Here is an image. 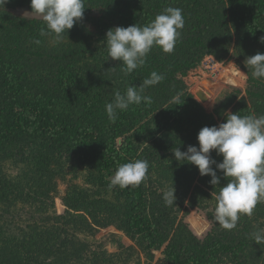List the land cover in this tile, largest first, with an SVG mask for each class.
I'll return each mask as SVG.
<instances>
[{
  "label": "rangeland",
  "instance_id": "1",
  "mask_svg": "<svg viewBox=\"0 0 264 264\" xmlns=\"http://www.w3.org/2000/svg\"><path fill=\"white\" fill-rule=\"evenodd\" d=\"M84 4L80 26L74 25L58 45L39 36V25L29 24L43 22L35 15L24 16L31 12L29 3L6 4V11L0 8V113L14 103L13 98L27 97L60 117L98 128L102 144L115 136L126 157L124 163L149 162L146 178L131 187L144 190V212L155 228L151 236H143L119 226L125 224L124 202L104 184L103 179H112L116 170L102 171L103 159L82 162L70 142L57 146L55 140L21 135L0 144V215L8 224L6 236L14 241L32 234L39 237L48 254L42 258L50 264H180L165 253L169 243L190 248L214 240L233 247L241 241L238 259L232 253L203 251L196 258L202 264H264V244H256L251 237L264 229V202L250 216L241 214L235 229L222 228L214 219L215 196L227 179L217 169L220 185L213 186L210 175L201 176L197 166L177 161L172 152L177 147L181 151L189 145L199 147L186 138L194 130L198 135L205 126L226 122L227 114L234 113L240 103L251 114L264 115V100L251 99L248 93L254 87L264 91V78L250 77L245 65L247 57L264 50L246 44L235 52L234 42L228 58L220 60L207 53L186 72L176 68L177 62H168L161 71L167 80L144 92L155 103L154 112L142 110L126 119L119 112L113 123L105 105L116 90L124 93L132 85L123 63L109 58L104 41L106 32L120 23L116 15L108 17L97 0H84ZM34 39L42 43L36 45ZM145 78L147 74L140 72V85ZM198 87L202 99L195 92ZM184 94L193 95L207 116L197 128L176 118L175 105ZM197 135H193L196 141ZM173 185L176 206H166L162 193ZM188 257L189 253L184 258Z\"/></svg>",
  "mask_w": 264,
  "mask_h": 264
},
{
  "label": "trees",
  "instance_id": "2",
  "mask_svg": "<svg viewBox=\"0 0 264 264\" xmlns=\"http://www.w3.org/2000/svg\"><path fill=\"white\" fill-rule=\"evenodd\" d=\"M26 2L30 4V0H10L7 5ZM97 4L105 8V14L108 13V17L116 15L117 21L123 27L136 23L145 26L167 7L182 9L185 25L174 50L171 53H165L161 48L153 46L144 65L129 74L132 85H140V72L146 73L148 77L153 71L162 74L161 71L163 67H168L166 65L168 62H172L170 65L177 62L176 68L182 67L186 72L187 69L203 60L207 53L214 54L220 60L226 59L234 42L235 52H239L246 44L257 45L264 50V43L260 40L264 36V0H134V3L130 0H97ZM29 24L46 28L44 22H29ZM77 26H80V22ZM84 48L85 45L77 48L76 51L80 52V49ZM164 77L163 81H166V76ZM250 77H252L251 73ZM248 93L251 99L264 100V91L259 90V87L249 89ZM12 101L14 103L0 113V144L8 143L12 141V138L21 135L37 136L47 138L48 141L55 140L57 146L63 142H70L74 155L82 162L103 159L102 171L116 170L120 164L124 163L126 157L117 147L115 136H111L102 144L98 140V128L60 117L32 98L15 97ZM147 106L150 109H145ZM154 106L155 103L143 102L139 105H130L126 111H122V119H126L130 114L139 115L142 110L154 112ZM175 106H177L176 118L181 121L183 119L186 124L191 123L197 128L207 119L200 104L191 94H184L181 103ZM236 112L241 116L251 114L245 103L238 104L234 113ZM179 126L181 125L174 129L177 130ZM185 127L188 128L186 125ZM194 131L186 138L190 142H198L193 139V135H197ZM183 132L181 128V133ZM213 156L222 162L223 157L217 155L215 150ZM103 181L108 189L123 199L125 224L119 226L129 230L133 235L151 236L155 225L144 212L147 206L144 190L131 186L110 187V178H105ZM0 183L3 182L0 181ZM3 217L0 215V264H50L47 258H42L48 254H45V247L41 245L40 238L33 234L15 241L8 238L6 236L9 233L6 231L8 224L3 221L4 219L2 220ZM242 244L240 241L237 247H233L230 242L214 240L200 242L195 247L188 248L175 241L169 243L165 253L171 260L180 264H202V261L196 258H200L199 253L203 251L204 254L209 252L212 255L217 252L232 253L237 260ZM177 246H182V251L174 250ZM194 249L197 250L193 251ZM185 252L189 253L190 257L184 258L187 254ZM238 264L243 263L239 261Z\"/></svg>",
  "mask_w": 264,
  "mask_h": 264
},
{
  "label": "clouds",
  "instance_id": "3",
  "mask_svg": "<svg viewBox=\"0 0 264 264\" xmlns=\"http://www.w3.org/2000/svg\"><path fill=\"white\" fill-rule=\"evenodd\" d=\"M9 2L0 0V8L6 11L5 5ZM30 8L31 12H25L24 16L41 18L46 28L40 29L39 36L50 38V42L56 45L63 41L65 33L83 20L86 9L84 0H30ZM184 25L182 9L167 7L145 26L136 23L110 28L104 40L108 56L122 62L125 74H130L144 65L153 46L171 53ZM260 40L264 43V36ZM32 42L36 45L42 43L40 39ZM245 61L253 78H264V53L257 52ZM164 79L163 74L153 71L141 85L127 86L124 93L116 90L112 101L105 105L108 119L114 123L118 113L126 111L130 105L151 104L152 98L144 95L145 89ZM197 140L199 147L189 145L186 151L177 147L172 151L174 158L197 166L201 176L210 175L213 186L220 185L221 180L216 170L223 173L228 182L215 196L214 219L226 230L235 229L241 214L250 216L256 205L264 202V115L228 113L226 122L201 128ZM212 150L223 157L222 162L217 163L211 156ZM148 170L147 160L122 163L117 167L110 187L139 186ZM175 191L174 185L163 191L166 206H176ZM251 237L256 244H264V229L252 232Z\"/></svg>",
  "mask_w": 264,
  "mask_h": 264
},
{
  "label": "water",
  "instance_id": "4",
  "mask_svg": "<svg viewBox=\"0 0 264 264\" xmlns=\"http://www.w3.org/2000/svg\"><path fill=\"white\" fill-rule=\"evenodd\" d=\"M195 92H196L197 96L200 97V99H202L201 98L202 97V89L200 87H198Z\"/></svg>",
  "mask_w": 264,
  "mask_h": 264
}]
</instances>
